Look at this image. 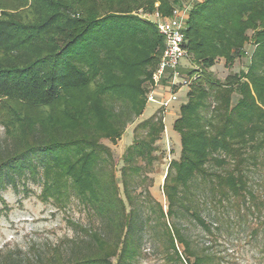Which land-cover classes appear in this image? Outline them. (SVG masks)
<instances>
[{
	"label": "trees",
	"instance_id": "trees-1",
	"mask_svg": "<svg viewBox=\"0 0 264 264\" xmlns=\"http://www.w3.org/2000/svg\"><path fill=\"white\" fill-rule=\"evenodd\" d=\"M186 1L0 0V187L41 179L42 201L65 209L74 195L104 226L72 224L92 252L68 263L57 254L50 264H134L148 228L161 231L168 263L214 264L193 248L179 219L189 215L212 232L197 207L202 190L215 207L256 198L248 173L264 157V0L191 6L190 67L181 70L190 84L174 124L181 154L164 180L167 211L149 191H134L160 157L164 111L136 127L121 184L104 143L117 144L144 114L165 49L156 22L140 13L171 17ZM249 42L248 70L218 80L217 61L233 69Z\"/></svg>",
	"mask_w": 264,
	"mask_h": 264
},
{
	"label": "rangeland",
	"instance_id": "rangeland-1",
	"mask_svg": "<svg viewBox=\"0 0 264 264\" xmlns=\"http://www.w3.org/2000/svg\"><path fill=\"white\" fill-rule=\"evenodd\" d=\"M188 0L184 5L190 4ZM202 1V0H200ZM192 4V2H191ZM193 5V4H192ZM158 6V4L156 5ZM145 19H152L148 13H140ZM253 33L250 32L249 36ZM246 57L238 59L233 67H226L224 59H219L212 69L215 77L224 82L230 73L248 70L254 44L249 42L245 48ZM190 67L188 61L183 62ZM151 86V83L147 84ZM184 86L178 90V101L165 112V132L158 142L160 155L153 168L145 172L134 184V191L139 195L145 190L164 206L167 202L163 185L169 164L178 160L181 154L180 136L174 131V124L180 116L181 107L187 103V92ZM234 102L237 95L233 96ZM160 106L148 103L144 114L130 125L117 144L110 141L108 145L114 154L117 179L121 184L120 169L122 157L133 143L135 129L148 120ZM0 144L5 145V131L0 127ZM250 189L255 199L240 200L239 204L224 203L215 205L199 192L197 207L202 217L211 225L212 232L204 230L191 216L179 219L185 235L192 242L197 252L207 251L215 258L214 264H264V157L257 166H251L249 173ZM17 189L11 184L0 187V264H50L57 254L62 262L68 263L74 258L83 257L92 252L89 238L72 224L93 231L102 232L103 223L92 212L85 209L77 197L72 196L67 208H62L53 201L44 202L40 198L42 181L31 179L17 181ZM124 198V194L121 193ZM159 229L148 228L142 242L141 257L134 264H180L168 263L166 242ZM182 249V247H181Z\"/></svg>",
	"mask_w": 264,
	"mask_h": 264
},
{
	"label": "built area",
	"instance_id": "built-area-1",
	"mask_svg": "<svg viewBox=\"0 0 264 264\" xmlns=\"http://www.w3.org/2000/svg\"><path fill=\"white\" fill-rule=\"evenodd\" d=\"M200 0H192V4ZM175 8L171 17H163L159 13L152 15L160 34L165 40V49L159 66L152 77L148 103H156L164 113L174 102L178 101L177 91L189 87V79L184 76L182 69L188 59L186 49V29L192 4Z\"/></svg>",
	"mask_w": 264,
	"mask_h": 264
}]
</instances>
